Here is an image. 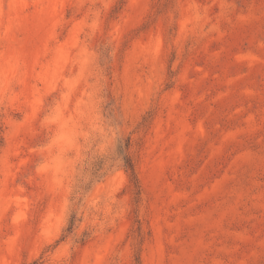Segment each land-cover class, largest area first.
Instances as JSON below:
<instances>
[{
  "label": "rangeland",
  "instance_id": "obj_1",
  "mask_svg": "<svg viewBox=\"0 0 264 264\" xmlns=\"http://www.w3.org/2000/svg\"><path fill=\"white\" fill-rule=\"evenodd\" d=\"M0 264H264V0H0Z\"/></svg>",
  "mask_w": 264,
  "mask_h": 264
},
{
  "label": "trees",
  "instance_id": "obj_2",
  "mask_svg": "<svg viewBox=\"0 0 264 264\" xmlns=\"http://www.w3.org/2000/svg\"><path fill=\"white\" fill-rule=\"evenodd\" d=\"M132 173V172H131ZM132 176H133V174H132Z\"/></svg>",
  "mask_w": 264,
  "mask_h": 264
}]
</instances>
